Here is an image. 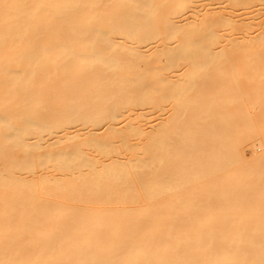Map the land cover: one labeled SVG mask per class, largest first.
Returning <instances> with one entry per match:
<instances>
[{
	"label": "bare ground",
	"instance_id": "1",
	"mask_svg": "<svg viewBox=\"0 0 264 264\" xmlns=\"http://www.w3.org/2000/svg\"><path fill=\"white\" fill-rule=\"evenodd\" d=\"M241 1L0 0V264H264Z\"/></svg>",
	"mask_w": 264,
	"mask_h": 264
},
{
	"label": "rangeland",
	"instance_id": "2",
	"mask_svg": "<svg viewBox=\"0 0 264 264\" xmlns=\"http://www.w3.org/2000/svg\"><path fill=\"white\" fill-rule=\"evenodd\" d=\"M260 3H262L261 1H259V0H253V1H251V2H248V1H241L240 2V4H238V7H237V11H238V15L239 16H242V17H244L245 15H247V14H245L244 15V13L246 12V13H248V11H249V14L247 15V17H248V19H249V22H247L245 25H244V28L245 29H248V30H250L251 32H252V34L253 35H257L258 33L256 32V31H253V30H255V29H257V28H260V27H264V23L262 22L263 21V19H264V17L261 15V13L258 11V7L260 6ZM251 5V6H250ZM258 19H260V20H262L261 21V24H259V25H257V23H259V22H257V20ZM243 34V33H242ZM242 34H239V35H242ZM244 35V34H243ZM252 50V49H251ZM253 51H254V53L252 52H250L251 54H253V57H255V58H257V55H258V53H257V50H256V53H255V50L253 49ZM255 55V56H254ZM262 57H264V56H262ZM258 58H259V55H258ZM261 128H263V127H261ZM260 128V129H261ZM263 129H261V131H262ZM257 131H259V128H258V130ZM256 131V132H257ZM264 131H262V133H263ZM258 133H260V131L259 132H257V134L254 136V138H256V140H259V141H261V143L264 145V134L262 135L261 133V135L263 136H261L260 137V134H259V136H258ZM245 153H246V155H249L250 154V150H249V152H248V149H246L245 150Z\"/></svg>",
	"mask_w": 264,
	"mask_h": 264
}]
</instances>
